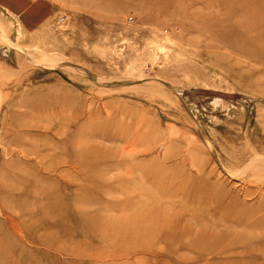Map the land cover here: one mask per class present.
<instances>
[{
    "label": "rangeland",
    "instance_id": "obj_1",
    "mask_svg": "<svg viewBox=\"0 0 264 264\" xmlns=\"http://www.w3.org/2000/svg\"><path fill=\"white\" fill-rule=\"evenodd\" d=\"M0 264H264V0H0Z\"/></svg>",
    "mask_w": 264,
    "mask_h": 264
}]
</instances>
